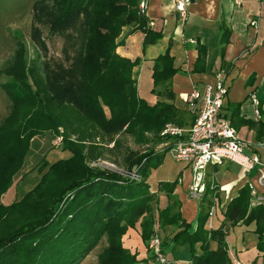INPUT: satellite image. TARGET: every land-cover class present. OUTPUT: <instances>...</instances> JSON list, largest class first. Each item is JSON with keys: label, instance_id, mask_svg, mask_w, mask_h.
Returning <instances> with one entry per match:
<instances>
[{"label": "trees", "instance_id": "trees-1", "mask_svg": "<svg viewBox=\"0 0 264 264\" xmlns=\"http://www.w3.org/2000/svg\"><path fill=\"white\" fill-rule=\"evenodd\" d=\"M30 13L34 45L45 49L42 26L48 34L63 37V58L34 67L26 64L24 47L17 41L11 59L0 68L7 78L0 86L10 103L0 121V195L21 167L34 136L52 133L69 155L49 164L42 161L38 170L45 171L29 190L9 204L0 202V264H73L101 238L105 245L96 264H136L135 253L121 242L126 229L138 227L147 244L170 225L176 229L170 237L159 238L161 251L165 254L168 244L171 250L186 246L188 264H232L224 242L226 224H251L255 250L264 255V205L252 203L247 185L225 204L221 221L207 227L216 186L206 184L194 221L186 222L173 193L176 179L158 181L155 191H149L145 181L164 152L122 147V136H132L136 144H154L162 139L158 132L164 123L184 126L192 119L187 109L173 104L171 78L179 69L173 67L169 45L152 60L150 91L157 100L151 105L136 93L132 68L138 59L115 50L124 25L143 32L142 45L161 35L138 11L137 0H34ZM227 32L224 28L220 43L227 41ZM196 49L191 72L204 69L205 46L196 43ZM257 108L260 114L259 103ZM256 124L264 127L260 120ZM97 159L120 164L122 174L91 166ZM124 172H134L139 179ZM158 193L166 204L153 208ZM210 241L216 243L214 248Z\"/></svg>", "mask_w": 264, "mask_h": 264}, {"label": "crops", "instance_id": "crops-1", "mask_svg": "<svg viewBox=\"0 0 264 264\" xmlns=\"http://www.w3.org/2000/svg\"><path fill=\"white\" fill-rule=\"evenodd\" d=\"M145 16L153 20L152 27L159 28L161 35L154 42L142 45L143 32L131 30V25H124L117 37L121 42L115 47L119 55L138 59L137 65L132 68L137 96L149 103L157 100L154 94H149L152 87V60L169 45L173 67L179 69L171 78L174 106L185 110L183 98L191 87L201 89L204 83L212 81L211 72L226 68V95L221 114L229 120L240 138L251 142L262 140L264 127L259 128L256 123L259 120L264 123V0H238V3L235 0H190L183 19L178 18L177 12L171 9V0H147ZM224 28L228 30L227 41L220 43L219 36ZM196 43L205 46L204 69L191 72L197 54ZM249 92L258 98V117L247 99ZM164 156L159 165L149 170L145 181L149 191H155L158 181L176 179L173 193L181 201L179 211L182 218L190 222L195 219L197 201L189 198L188 193L181 192L180 186L183 181L187 182L190 170L170 157V161L176 164L165 163ZM205 175L207 184L216 186V201H221L224 206L247 177L254 178L253 171L246 173L226 161L208 165ZM165 199L163 193H158V208L165 205ZM217 209L222 211L220 207H214L212 214L207 217V227H215L221 221L222 215L216 214ZM123 240V246L135 253L138 260L136 264H158L142 243L138 227L127 228ZM224 242L231 253L232 264L235 260L253 264L257 257L260 259L259 264L264 262V255L255 250L256 234L252 232L251 224H226ZM215 245L214 241L209 242L210 248ZM171 252L167 256V251H164L169 262L167 264H188L186 258L180 259Z\"/></svg>", "mask_w": 264, "mask_h": 264}, {"label": "built area", "instance_id": "built-area-1", "mask_svg": "<svg viewBox=\"0 0 264 264\" xmlns=\"http://www.w3.org/2000/svg\"><path fill=\"white\" fill-rule=\"evenodd\" d=\"M189 2L190 0H171V9L177 12L178 18L185 17L186 5ZM235 2L238 3V0ZM146 7L147 0H137L139 12L145 14ZM147 24L153 25L154 22L149 19ZM212 78V81L204 83L201 89L192 86L184 95L186 109L192 118L187 127L177 126L171 122L164 123L159 134L169 140L165 155L189 168L190 184L187 187L189 198L198 201L203 196L207 184L205 175L207 166L226 161L237 165L246 173L253 171L254 178L247 177L244 184L249 188L252 203L264 205V138L251 142L237 135L229 120L221 114V106L226 95L223 71L217 70L212 74ZM247 99L258 117V98L253 92H249ZM123 175L134 180L139 179L134 172H124ZM208 185L209 188L214 187L213 184ZM215 206L221 210L224 208V205L213 197L208 208V216L212 214ZM148 248L158 264H167L157 233L149 238ZM229 255L231 256L230 252ZM234 264L246 263L235 260Z\"/></svg>", "mask_w": 264, "mask_h": 264}, {"label": "rangeland", "instance_id": "rangeland-1", "mask_svg": "<svg viewBox=\"0 0 264 264\" xmlns=\"http://www.w3.org/2000/svg\"><path fill=\"white\" fill-rule=\"evenodd\" d=\"M33 1L34 0H0V68L4 64H6L7 61L11 59L17 41H21L24 47L26 64H30L34 66L37 64V62L40 61H55V60L60 61L63 58L61 53V48L63 45V37L61 35L48 34L46 29L41 26L42 28L41 33L46 45L45 49L39 50L32 42L29 36V28L31 23L30 7ZM6 79L7 78L5 77V75L1 74L0 84L4 82ZM143 80L146 81L145 78H143ZM149 94H152L151 91H149ZM141 99L144 100L149 105L153 104L147 102V100H145V98L143 97ZM9 104H10L9 100L7 99L6 95L4 94L0 86V121L8 112ZM104 112L105 114H107L106 108H104ZM159 132H158V136H160L162 139H160L159 142L154 144H152L150 141L147 143L136 144L132 136L130 135L122 136L121 137L122 147L128 148L130 150H139V151L152 147L153 151L156 152L163 151L165 155V151L168 147L166 145L169 143V140H167L165 136H161ZM145 135L148 136L149 138L152 137L151 133L148 132L145 133ZM68 155H69L68 151H65L61 148L59 137H56L52 133L47 132L34 136L29 142V146L26 151V154L24 155L21 167L12 176V181L10 186L0 195V202L4 205L9 204L12 201L19 199L23 195V193L29 190L37 182L40 174L45 171V168L42 171L38 170V166L42 161L49 164L57 159L65 158ZM164 161L165 163L172 162L170 161L168 155L164 156ZM172 163L176 164L174 161ZM90 165L91 166L98 165L100 167H104L122 174L121 165L112 161L111 159L110 160L97 159L96 161L90 162ZM189 184H190V174L187 182L183 181L181 185L179 184L181 186V192L187 193V187ZM178 201H179V209H180L181 201L179 199ZM220 203L222 202L220 201ZM152 206L153 208H158V203L152 202ZM197 209H198V201H197ZM175 210L176 208L173 207V211ZM216 214L221 215V212L217 209ZM193 221L194 220H191L190 222ZM175 229L176 226L170 225L163 229H159L157 235L159 238L164 237V235L170 237L172 233L175 231ZM122 237H121V242L123 243L124 240L122 241ZM104 245H105V241L103 238H101L92 249L87 251L73 264H96V256ZM145 245L147 250L150 252L148 248V242ZM170 246L171 245L168 244V246L166 247L167 256L170 255V252L172 251L171 253H173L178 258L180 259L186 258L188 254V250L186 246L175 245L172 250L169 249ZM166 255L164 254L165 257ZM259 261L260 259L259 257H257L255 258L253 264H259ZM167 263H169L168 260Z\"/></svg>", "mask_w": 264, "mask_h": 264}]
</instances>
